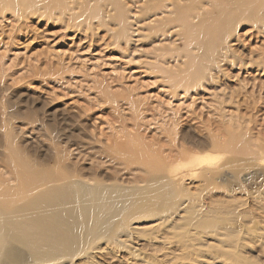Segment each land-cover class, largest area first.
Segmentation results:
<instances>
[{
  "label": "rangeland",
  "instance_id": "1",
  "mask_svg": "<svg viewBox=\"0 0 264 264\" xmlns=\"http://www.w3.org/2000/svg\"><path fill=\"white\" fill-rule=\"evenodd\" d=\"M170 1L0 0V187L56 168L66 132L84 144L78 168L98 172L89 184L107 185L114 168L95 149L118 142L152 156L156 200L174 203L53 264H264V172L244 167L264 145V22L229 26L205 65ZM198 1L206 17L228 0ZM205 167L224 176L210 183Z\"/></svg>",
  "mask_w": 264,
  "mask_h": 264
},
{
  "label": "bare ground",
  "instance_id": "2",
  "mask_svg": "<svg viewBox=\"0 0 264 264\" xmlns=\"http://www.w3.org/2000/svg\"><path fill=\"white\" fill-rule=\"evenodd\" d=\"M171 1L172 12L180 15L177 24L183 28L180 35L184 44L189 47L196 45L200 54L206 53L208 57L204 60L205 65L218 53L210 48L214 49V46L219 45L220 38L227 32L231 33L229 26H234L240 19H254L260 24L264 22V0H228L222 7L207 12L206 17L197 11L200 6L192 4L194 0H187L188 5ZM255 14L257 17H254ZM189 16L195 21H190ZM75 140L71 133L62 134L60 146L55 151L56 168H27L24 172L26 185L13 188L12 191H7V185L1 184L0 264H53L58 260H73L76 255L86 251L88 247H84V244L106 240L117 245L122 236H128L134 218L144 217L154 211L155 214H162L167 211L162 206L171 208L174 205L167 198L158 202L156 200V193L152 190L158 176L153 168H159V165L152 161V156L137 154L134 148L128 147L129 150L118 142L101 150L95 149L103 153L101 162H108L114 168L111 170L113 173L110 171L112 175L105 179L108 180L107 185L103 186L100 180L89 184L85 179L94 180L93 174L98 172L96 168H78L86 152L84 144ZM133 157H140V161H133ZM263 158L264 145L258 146L249 159L250 163L244 167L263 168L261 172H264ZM212 159L208 161L205 158L206 163L214 164L216 161ZM101 162L99 165H102ZM59 166L62 168H57ZM222 166L223 163L218 168ZM92 167H95L94 163ZM210 167H205L210 183L214 178L224 176L223 171ZM141 168H145L147 178L131 173ZM237 168H233L234 174H237ZM98 175L101 177V174ZM140 182L142 186L138 185ZM31 191L36 193L27 197ZM192 222V219H187V224ZM198 224L201 230L216 226L207 220ZM222 254L230 256L224 252Z\"/></svg>",
  "mask_w": 264,
  "mask_h": 264
}]
</instances>
